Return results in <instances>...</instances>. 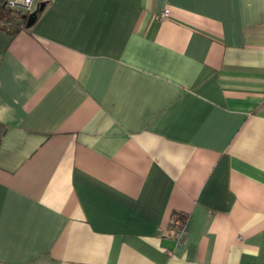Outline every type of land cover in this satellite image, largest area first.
Segmentation results:
<instances>
[{
  "label": "crops",
  "instance_id": "1",
  "mask_svg": "<svg viewBox=\"0 0 264 264\" xmlns=\"http://www.w3.org/2000/svg\"><path fill=\"white\" fill-rule=\"evenodd\" d=\"M31 13L0 27V264H264V0Z\"/></svg>",
  "mask_w": 264,
  "mask_h": 264
},
{
  "label": "trees",
  "instance_id": "2",
  "mask_svg": "<svg viewBox=\"0 0 264 264\" xmlns=\"http://www.w3.org/2000/svg\"><path fill=\"white\" fill-rule=\"evenodd\" d=\"M28 18L27 12L10 9L6 6L4 1H0V27L6 29L8 32L15 33L20 29L26 28V21ZM175 218L182 219L181 214L175 213Z\"/></svg>",
  "mask_w": 264,
  "mask_h": 264
},
{
  "label": "built area",
  "instance_id": "3",
  "mask_svg": "<svg viewBox=\"0 0 264 264\" xmlns=\"http://www.w3.org/2000/svg\"><path fill=\"white\" fill-rule=\"evenodd\" d=\"M35 0H4V3L6 6L10 9L14 10H20L23 12H29L32 10L34 6ZM169 15V9L165 8L161 11L159 15H157L158 19H162L164 17H167ZM179 219H175V223H179ZM185 232L184 229L181 228V234Z\"/></svg>",
  "mask_w": 264,
  "mask_h": 264
},
{
  "label": "water",
  "instance_id": "4",
  "mask_svg": "<svg viewBox=\"0 0 264 264\" xmlns=\"http://www.w3.org/2000/svg\"><path fill=\"white\" fill-rule=\"evenodd\" d=\"M35 18H36V15L35 13H31L28 18H27V21H26V27H30L34 21H35Z\"/></svg>",
  "mask_w": 264,
  "mask_h": 264
}]
</instances>
